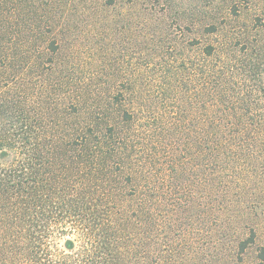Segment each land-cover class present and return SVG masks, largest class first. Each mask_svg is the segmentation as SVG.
<instances>
[{"label": "trees", "instance_id": "obj_1", "mask_svg": "<svg viewBox=\"0 0 264 264\" xmlns=\"http://www.w3.org/2000/svg\"><path fill=\"white\" fill-rule=\"evenodd\" d=\"M27 5L0 0V264H179L184 253L172 250L168 230L178 231L181 244L189 228L166 219L188 204L169 195L166 160L141 156L136 110L123 105L120 92L113 96L120 114L107 131L90 133L88 122L73 121L91 95L60 72V26L52 17L37 24V9ZM232 13L239 15L235 7ZM206 32L216 38L187 62L201 73L203 93L197 128L190 127L197 134L186 138L196 140L184 147L196 148L204 167L198 184L213 183L222 220L233 185L264 146V115L244 117L257 91L244 86L233 103V70L239 62L242 69L263 63L247 47L238 55L228 26L211 23ZM241 243L244 250L250 242ZM260 257L264 264V249Z\"/></svg>", "mask_w": 264, "mask_h": 264}, {"label": "rangeland", "instance_id": "obj_2", "mask_svg": "<svg viewBox=\"0 0 264 264\" xmlns=\"http://www.w3.org/2000/svg\"><path fill=\"white\" fill-rule=\"evenodd\" d=\"M27 4L31 10L37 9V24H44L52 17L60 26L61 49L57 57L60 72L72 76L75 85L85 86L91 95V100L79 105L73 121L88 122L85 128L86 131L91 128L90 133L98 135L107 131L120 114L119 109H113V96L120 92L123 105L136 110L133 130L141 156L166 160L170 169L166 175L170 181L164 179L170 185L167 191L171 196L174 193L181 196V202L188 204L178 216L172 212L166 219L168 225L182 224L189 228L181 244L177 240L178 231L168 230L167 235L171 233L173 238L172 250L179 248L184 253L177 262H261L264 146L254 152L244 181L241 179L233 185L221 220L218 203L215 206L213 201V183L198 184V177L203 178L204 172L200 156L196 148L184 145L196 140L190 137H195L197 129L193 133L190 127L197 128L203 93L201 73L187 62L190 59L196 62L199 47L216 38L206 32V26L211 23L221 29L228 26L235 32L232 38L238 55H243L239 50L246 47L248 52L262 55L261 67L242 69L241 62L235 65L231 99L236 104L244 86L254 88L257 92L248 95L245 106L249 111L244 117L249 120L263 117L264 0H27ZM234 7L238 16H233ZM260 38L262 45L257 48L255 42ZM39 44L43 46V41ZM100 102L102 107L98 112ZM107 120L113 123H106ZM175 171L178 177L172 179ZM179 181L184 187L175 189ZM242 240L250 242L244 250Z\"/></svg>", "mask_w": 264, "mask_h": 264}]
</instances>
